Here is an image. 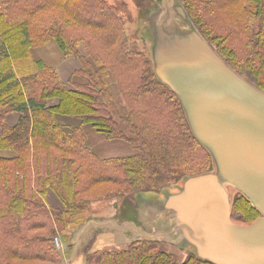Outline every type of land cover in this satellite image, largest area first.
Returning <instances> with one entry per match:
<instances>
[{
	"label": "trees",
	"instance_id": "trees-1",
	"mask_svg": "<svg viewBox=\"0 0 264 264\" xmlns=\"http://www.w3.org/2000/svg\"><path fill=\"white\" fill-rule=\"evenodd\" d=\"M182 3L217 52L264 90V0ZM120 5L0 0V264H60L53 238L67 240L71 223L81 228L89 217L78 223L74 214L91 201L158 191L185 174L212 169L178 96L156 79L148 51L129 43ZM50 39L65 57L81 62L70 76L72 86L31 53ZM110 74L129 106L126 114L112 98ZM12 112L18 113L14 123L6 120ZM84 124L128 142L133 152L98 155L85 142ZM8 150L15 154L3 153ZM48 189L63 207L47 204ZM259 215L250 200L234 194L235 223L249 224ZM82 251L86 264H216L192 251L180 259L152 237L95 249L88 242Z\"/></svg>",
	"mask_w": 264,
	"mask_h": 264
},
{
	"label": "water",
	"instance_id": "water-1",
	"mask_svg": "<svg viewBox=\"0 0 264 264\" xmlns=\"http://www.w3.org/2000/svg\"><path fill=\"white\" fill-rule=\"evenodd\" d=\"M177 9L182 23L149 24L150 19L143 26L154 31L153 41L147 45L156 79L178 96L193 135L212 158V169L193 174L201 180L202 197L192 198L196 203L193 216L178 219L179 229L193 227L214 239L215 245L210 240L212 245L202 246V254L192 251L201 259L216 264H264V90L217 52L192 22L183 3ZM152 59L155 64L161 59L168 75L157 72ZM216 160L221 171L239 186L231 199L214 181ZM237 192L259 211L254 222L238 224L232 220ZM148 206L150 212L159 209L154 203ZM137 213L144 222L145 214L139 209ZM148 215L156 217L155 223L158 215ZM171 229L176 238L177 229Z\"/></svg>",
	"mask_w": 264,
	"mask_h": 264
},
{
	"label": "rangeland",
	"instance_id": "rangeland-1",
	"mask_svg": "<svg viewBox=\"0 0 264 264\" xmlns=\"http://www.w3.org/2000/svg\"><path fill=\"white\" fill-rule=\"evenodd\" d=\"M108 1L111 3L121 4V14L125 21L124 26L128 35L129 43L144 53L148 51V42L150 44L154 38V31L151 27L143 26L144 22L148 23L150 19L152 20L149 24L156 22H164L166 24L167 22L171 21L178 23L183 22L182 15L177 9L180 3H182V0ZM148 4H153V7L150 8L146 13L141 14L140 12L142 10L148 8ZM142 33H146L147 35L144 37ZM152 48H154V46ZM155 52L156 51L154 50V54ZM146 54L148 55V52ZM73 58L75 63L72 65H79L81 67V62L77 58ZM152 61L153 64H155L154 59H152ZM154 66L157 72L162 71L168 75L167 69L161 59L156 60V64ZM65 75L66 72L63 71L61 76L65 81L64 83L72 86L70 81L66 79ZM108 82L112 98L116 103L118 111L122 114H126L129 111V106L119 84L114 81V78L111 74L108 76ZM15 114L16 112L9 113L6 117V120L8 121L11 116H14ZM126 144L128 145V142H126ZM130 151L133 152L129 145V152ZM213 170H215L216 173L214 178L215 183L218 185L223 194L231 199L232 193L238 191L239 186L236 182L229 179V177L225 175L223 171H221L217 160L214 163ZM198 176L199 175L185 174L176 183L164 186L158 191L135 190L133 194L130 193V195H121L120 197L118 196L114 198H102L91 201L89 204L85 205L81 210V213L77 215L74 214V216L78 218V223H80L82 220V216H91L90 219L85 222V224H88L89 226L82 224L85 226L84 230L77 232L76 228L79 229V224L71 223L66 230L68 233V239L64 240L65 245L79 246V251L77 250L76 256L68 264H86L82 248L86 246L88 242L91 249L95 248L94 242H92V240L95 238L97 232H99L100 229V226H97L96 223H99L100 225L107 223L106 225L108 226L110 225L109 222H114V220L115 222H118L120 226H123V230H120V234L118 235V241H123V243L121 242V244H118L119 246H126L131 240H135V238L152 237L161 241L162 248H165L164 246H168V250L175 251L180 259L185 256L186 251L190 250L195 252L197 251L202 254V246H210L212 243L214 244V239L211 238L210 235L201 233L199 232L200 230L194 229L193 227H190L189 229H179L178 225V219H185L189 215L193 216V210L196 203L192 201V198L195 199L197 197H202V184ZM148 203L156 204L159 207L158 211L150 212L148 210ZM138 209L141 213H144L148 217L147 218L145 215H143L144 222L140 219L139 224H137V216L139 215L137 213ZM116 212H121L123 215L121 216V214L118 213L119 217L116 218ZM150 213H156V215H158L155 223L154 219L156 217L151 218L148 215ZM92 217L94 218L93 220L96 221L95 223H90ZM128 218H131V222L134 223L133 226L136 227V230L138 228L137 225H139V228L142 230V232L139 231L138 234L136 231L132 230V225L126 222ZM150 219H153V221H150ZM142 226H145V228L141 229ZM171 228L177 229V235L175 236L176 238H174L175 234ZM57 235H59L60 241L63 243V239L60 234ZM172 237L174 240H171L173 239ZM210 240L212 242L211 244L208 243Z\"/></svg>",
	"mask_w": 264,
	"mask_h": 264
},
{
	"label": "crops",
	"instance_id": "crops-1",
	"mask_svg": "<svg viewBox=\"0 0 264 264\" xmlns=\"http://www.w3.org/2000/svg\"><path fill=\"white\" fill-rule=\"evenodd\" d=\"M31 53L33 57L36 59H41L46 64L54 66L61 79L63 78L61 76V73L64 71L66 72V79L70 80V76L72 75L74 69H79V65H72L75 63L73 60V57H65L62 50L60 49L59 45L54 39H50L45 42L44 44L33 46L31 48ZM63 80V79H62ZM64 81V80H63ZM65 82V81H64ZM55 101V100H54ZM52 102V100H51ZM18 113H16L14 116H11V118L8 120L10 123H14L17 119ZM83 129L86 135V144L98 155L101 156H115V155H125L131 153L129 152V143L126 144V141L122 139H108L100 132H97L95 129H93L90 124L89 125H83ZM131 150H133L132 147H130ZM6 155H14L15 152L12 150L3 151ZM45 199L47 201V204L54 205L56 207H63L62 201L58 198V196L51 190H47V194L45 196ZM88 217V216H87ZM91 216H89L88 220ZM90 220V223H95L96 221ZM138 223H140L139 216H137ZM87 220V221H88ZM93 221V222H92ZM104 221V220H103ZM126 222L130 223L132 226V230L136 231L139 234L140 230L139 225L136 227L133 226V222L131 220H127ZM89 223V222H88ZM89 223V224H90ZM110 225H106L107 223L99 224L96 223L97 226H100L99 232H97V235L92 240L94 242L95 248H102V247H120L118 244L123 243V241H118V235L120 234V230H123V226H120L118 222H109ZM85 226H89L88 224H84ZM82 225L81 228L77 229L78 231H83L85 226ZM84 226V227H83ZM130 227V228H131ZM104 228V229H103ZM145 226H142L141 229H144ZM109 229V230H108ZM108 233V234H107ZM118 233V234H117ZM107 234V235H105ZM77 235V234H76ZM59 237V235H58ZM63 239V238H62ZM62 248L58 249L62 253L60 264H68L73 258L76 256L77 250L79 251V246H71V245H65L64 240L62 241ZM115 245V246H111ZM167 248L168 246H164ZM93 248V249H95ZM169 249V248H167Z\"/></svg>",
	"mask_w": 264,
	"mask_h": 264
},
{
	"label": "built area",
	"instance_id": "built-area-1",
	"mask_svg": "<svg viewBox=\"0 0 264 264\" xmlns=\"http://www.w3.org/2000/svg\"><path fill=\"white\" fill-rule=\"evenodd\" d=\"M55 246L57 249H61L62 248V243L60 241V238L58 236H54L53 238Z\"/></svg>",
	"mask_w": 264,
	"mask_h": 264
}]
</instances>
